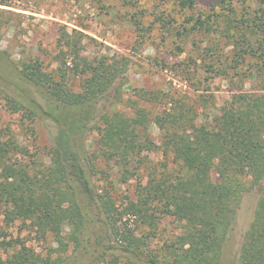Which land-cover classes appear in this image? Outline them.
Listing matches in <instances>:
<instances>
[{"label":"trees","instance_id":"1","mask_svg":"<svg viewBox=\"0 0 264 264\" xmlns=\"http://www.w3.org/2000/svg\"><path fill=\"white\" fill-rule=\"evenodd\" d=\"M242 1L245 12L239 17L233 0L223 6L227 14L221 37L232 46V68L246 58L257 59L249 76L264 79V0ZM195 3L178 1L181 9H192ZM208 25L206 19H197L190 28L209 32ZM79 36L62 31L53 71H46L38 60L26 65L21 78L38 89L43 105L34 102L33 108L27 107L6 97L13 113L22 111L30 120L42 114L55 124L56 132L49 165L36 172L18 156L13 137L0 142V215L5 227L17 220H29L41 235L50 232L57 236L62 253L68 245L61 231L68 227L72 230L68 242L77 251L81 231L88 224L85 210L94 207L105 219L106 229L119 238L115 248L119 247L131 264H220L242 195L261 186L238 264H264V93H236L209 123H198L196 113L184 105L168 108L151 119L140 108L132 117L103 110L98 105L108 97L121 69L109 60L82 56ZM207 70L215 72L213 64ZM72 78H79L77 91L71 89ZM113 96L115 102H121L118 89ZM154 99L150 93L145 98ZM150 123L161 133L158 147L150 142ZM91 131L98 134L93 158L118 167H127L131 158L144 163L141 153L160 151L162 163L146 165V184L131 205V214L146 228L145 233L120 232L115 227L111 198L93 191L87 177L89 168L94 167L93 159L84 148ZM212 173L217 177L215 182ZM165 217L172 218L178 232L152 249L149 244L159 236L158 228ZM7 238L0 228V264H62L61 257L44 258L18 239Z\"/></svg>","mask_w":264,"mask_h":264},{"label":"rangeland","instance_id":"2","mask_svg":"<svg viewBox=\"0 0 264 264\" xmlns=\"http://www.w3.org/2000/svg\"><path fill=\"white\" fill-rule=\"evenodd\" d=\"M178 1L0 0V142L13 137L18 144V156L30 164L32 172L49 165L55 124L42 114L30 120L22 111L13 113L6 97L27 107L33 108L34 102L43 105L38 89L25 83L21 75L34 60L42 62L46 71L57 67L54 57L62 31L81 35L82 56L95 61L109 60L121 69L108 97L98 105L103 110L132 117L135 109L140 108L151 119L168 108L184 105L196 113L198 123H209L213 115L220 114L229 105L236 93H264V79L249 76L257 59L246 58L233 64L235 68L231 67L232 46L221 37L227 14L223 6L227 0L223 4L220 0H196L192 9H181ZM233 4L239 11L237 17L245 12V2L233 0ZM197 19L208 21L209 32L190 28ZM211 64L215 69L212 73L207 72ZM70 86L74 91L79 90V78H72ZM116 89L121 102L114 100ZM148 93L155 99L145 100ZM148 131L150 142L158 147L159 129L150 123ZM84 148L90 157L97 154L95 131L87 134ZM141 157L144 163L131 158L129 165L123 168L92 156L94 167L87 171L93 191L111 198L115 227L120 232L130 231L136 235L145 233L146 228L131 214V205L137 201L139 189L146 184V167L158 166L163 160L158 150L141 153ZM32 161L35 164L32 165ZM211 179L217 181L216 175L212 173ZM260 195L261 186L242 195L223 245L220 264H238L243 236L252 222ZM85 211L88 224L81 231L77 251L74 244L68 242L67 236L72 233L68 227L61 231L63 242L68 245L65 253L57 243V236L50 232L41 235L29 220H17L5 227L0 215V228L6 231L7 239H18L44 258L61 257L62 264H131L124 252L115 248L119 238L111 235V229H106L103 216L94 207ZM176 232L172 218L161 219L159 236L151 240L149 246L160 247L162 241ZM112 246L115 249L109 250Z\"/></svg>","mask_w":264,"mask_h":264}]
</instances>
